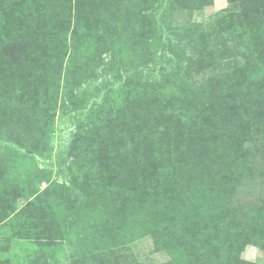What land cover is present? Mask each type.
Here are the masks:
<instances>
[{
	"label": "trees",
	"instance_id": "16d2710c",
	"mask_svg": "<svg viewBox=\"0 0 264 264\" xmlns=\"http://www.w3.org/2000/svg\"><path fill=\"white\" fill-rule=\"evenodd\" d=\"M70 1L0 0V243L10 231L33 241L47 228L45 198L35 193L50 170L39 167L38 161L58 158L52 133L56 116L63 115L75 125L71 144L77 150L74 163L65 169L71 177L67 190L79 188L78 178L85 177L89 167L113 168L111 192L102 198L107 203L105 219L92 224L89 240L76 241L81 252L99 250L103 255L150 236L154 249L169 256L162 264H252L239 254L246 242L264 249V187L251 196L237 195L250 162L240 161L246 147L231 142L247 132L248 124L234 114L240 108L235 101L244 102L253 89L250 82L264 71V27L246 31V46L254 50H243L248 52L243 66L234 65L229 50L240 48L242 41L220 51L213 64L228 70L211 84L218 99L212 107H203L198 123L189 114L199 96L193 98L186 77L192 67L200 68L201 57L209 56V43L203 28H188L181 36L166 27L163 14L172 0H108L102 12L115 34L105 48L115 46L119 35H129L124 45L138 41L130 53L136 59L129 64L117 59L120 50L108 56L100 50L92 60L99 48L86 39L67 59L68 93L60 101L62 75L53 63L69 29L63 14ZM175 1L179 8L189 2L202 8L211 0ZM89 8L85 17H97L90 3ZM75 14L78 20L80 10ZM222 19L229 26L228 37H240L243 20L228 15ZM77 22L93 30L89 19ZM209 121L224 134L212 152L200 143V136L210 139L205 135ZM178 131L188 137H173ZM159 134H171V142L186 144L190 152L167 149ZM233 159L238 162L233 173L222 170L221 162L231 164ZM20 199L27 202L18 208ZM53 225H59L55 216ZM73 232L64 234L72 240Z\"/></svg>",
	"mask_w": 264,
	"mask_h": 264
},
{
	"label": "rangeland",
	"instance_id": "374dc122",
	"mask_svg": "<svg viewBox=\"0 0 264 264\" xmlns=\"http://www.w3.org/2000/svg\"><path fill=\"white\" fill-rule=\"evenodd\" d=\"M240 1L242 0H211L202 8L195 7L198 3L192 4L189 2V5L185 8H179L177 2L172 0L168 6L169 10L166 9L163 14L166 27L175 30L177 35L186 36L183 34V31L188 28H203L206 35V43H209V56L201 57L198 61L200 68L192 67L190 72H188L190 74L186 77L189 81V90L194 96L193 98L199 96L196 103L198 105L195 104L194 106L193 103L190 104L189 102V106L191 105L192 108L194 106V109L191 108L193 112L189 114L192 117V121L196 120L198 123H202V112L206 108L212 107L215 104V100L218 99V95L216 91H213L214 89L211 87V84L214 83L215 85L219 76L228 70L226 66L213 64L217 60L220 51L226 50L229 43L231 46H234L235 43L242 41L240 48L236 49V47H232L229 50H233L231 55L236 63L234 65L238 67L243 66L246 59L245 56L248 55V52H244L243 50H254L252 47L246 46V41L248 40L246 31H257L259 28L264 27V0H245L243 3ZM89 3L94 7V13L97 14L95 18L92 16L85 17L90 11ZM106 3H109V1L71 0L69 7H67L68 10L63 14V19L68 24L69 29L65 33V37L60 39V46L57 50L59 57L53 63V68L58 70L62 75L59 85L60 101L64 94L68 93V89L66 91L65 76L67 59L72 54V50L81 49V43L86 39H93L94 44L99 48L92 55V60L100 55L98 54L100 50L107 56L120 50V54L116 56L117 59L119 61H128L129 64H133L136 59V55L130 53L136 49L138 41L132 42L131 40L128 44L124 45L129 35H126L124 38L122 35H119L115 46L112 44L109 49L105 48L108 45V41L111 40L110 38L115 34V26L109 24V19L102 12ZM83 7L87 8L82 9ZM77 10L81 12L78 20L89 19L92 22L89 24L93 30L88 29V26L83 25L81 22H77V15L75 14ZM142 11L152 15L155 13L154 9H143ZM227 15L232 17L236 22L243 20L239 24L243 28L241 29L242 34L239 32L240 37H228V33H225V30L227 31L229 26L226 23V19L222 18ZM88 35L91 37L88 38ZM100 39L102 45L99 43ZM262 41H264V35ZM238 43L235 46H238ZM122 45L124 46L121 48ZM52 53L53 51L48 56L50 57ZM42 56L44 55H41V59L46 61V58ZM158 66L160 67L157 64L156 68ZM152 68H155V66ZM99 80L100 77H97L95 82L99 83ZM250 83H252L249 85L253 89L244 98V102L235 101V105L240 108L234 113L239 115V119L248 124L247 132L239 138L232 139L231 142V146L244 145L246 147L240 161L245 163L250 162V165H248V171H246L244 177L240 180V185L242 186L237 189V195L240 193L248 196H251L260 187H264V100L261 101L264 98V71L261 76H258V78H255ZM260 97H262L261 100ZM76 106L77 102H73L71 109H75ZM204 106L206 108H203ZM183 107L186 108L185 105ZM183 113H187L186 109H184ZM56 117L55 128L52 133V144L53 153H56L58 158H52V163L39 158V167L49 169L50 173L49 178L40 183L38 186L39 191L35 193L36 195L40 193L45 198H43L45 201L44 207L47 214L50 215L47 228H45L43 233H39L33 241L17 236L15 234L16 231L8 232L4 238V243H0V263L162 264L167 262L169 259L168 254L162 250L156 251L150 236H145L126 246L108 249L103 255L99 250H95L92 253H83L78 247H75L77 246L76 241L78 239H90L89 237L93 233L90 227L93 223L105 219L103 207L107 206V203L102 198H104L103 196H108L111 192L110 184L113 177L110 175V169L113 168L110 166L103 167V169H101L102 166L89 167L85 171L88 172L87 175L78 178L79 183L77 186L79 185V188L75 187L67 190L71 186V177L65 173V169L72 166L74 157L77 156V150L71 144L75 125L74 123L71 125L63 115ZM234 117L236 118V116ZM224 123H227L226 120H224ZM206 124L205 127H208V132H205V135L209 134L210 139H202L200 136V143L209 149L208 152H212L218 140L224 139V134H221L219 127L216 128L215 125H212V121H209L208 125ZM170 136L171 134L169 136L159 134V141L166 142L164 145L167 149L176 151L181 150L179 147H183L182 152L185 154L190 152V148L186 144L180 145L176 142H171L168 139ZM174 136L181 138L184 136L188 137L185 131H178ZM235 161L233 159L231 164H226L223 160L221 162L222 170L225 169L229 174H232L233 166L238 163ZM57 184L65 185V188L59 189ZM79 201L82 204L81 206H78L80 204ZM26 202L25 199H20L18 201V208H21ZM53 216L56 217V221L59 223L58 226L53 225ZM67 230H73L76 237L70 240L64 234V231ZM106 247L110 248L112 246ZM240 250L239 259L252 264H264V249L259 248L253 243L246 242ZM106 256L108 257L106 258Z\"/></svg>",
	"mask_w": 264,
	"mask_h": 264
}]
</instances>
